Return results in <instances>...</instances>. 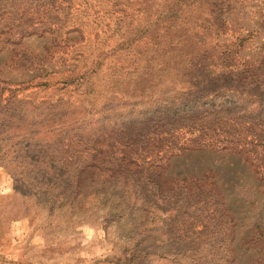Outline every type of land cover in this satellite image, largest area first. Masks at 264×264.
<instances>
[{"label":"rangeland","instance_id":"rangeland-1","mask_svg":"<svg viewBox=\"0 0 264 264\" xmlns=\"http://www.w3.org/2000/svg\"><path fill=\"white\" fill-rule=\"evenodd\" d=\"M5 1L0 264L218 262L199 189L244 193L225 139L264 166V0Z\"/></svg>","mask_w":264,"mask_h":264},{"label":"trees","instance_id":"trees-1","mask_svg":"<svg viewBox=\"0 0 264 264\" xmlns=\"http://www.w3.org/2000/svg\"><path fill=\"white\" fill-rule=\"evenodd\" d=\"M7 5L5 0H0V53L7 52L17 55V50L22 47L20 39L23 35L16 37L18 33L15 30L19 27V24H15L13 19L6 17L12 13ZM36 5L33 7L38 8L39 6ZM28 34H34V32ZM262 74H264V71L261 69L254 77L258 78ZM2 95L3 91L0 92V102L2 101ZM208 147L211 146L205 144L199 146V148L204 149ZM260 147H262L261 152L264 154V145H260ZM217 150L233 154L232 156H239L240 161L243 162L240 165L248 170L249 176L246 175L248 180L235 184L233 181L232 185H228L230 188L236 185L235 188H241L244 191L243 194L235 193L231 197L227 196L224 190L225 180L223 184L215 181V184L212 185L214 188L199 189L206 196L209 194L208 197L212 198V203L218 205L216 221L219 222L218 225L220 226L214 228L209 234L211 239L214 240L213 243H215L211 247L221 251L220 254H222V251L224 253L218 258V262L212 264H264V166L254 162L248 148L240 149L234 146L229 139H225L224 145L218 147ZM256 152L259 153L258 149H256ZM112 157L110 153L105 152L100 162L88 164L82 169L98 168L101 170L105 166H111L110 171L112 173L121 171V168H124V165L120 162L121 159L116 164L113 163L115 161ZM229 169L237 171L238 174L242 173L236 167ZM157 184L158 187L164 185L162 182L161 185L160 183ZM209 261H205L204 264H211Z\"/></svg>","mask_w":264,"mask_h":264}]
</instances>
